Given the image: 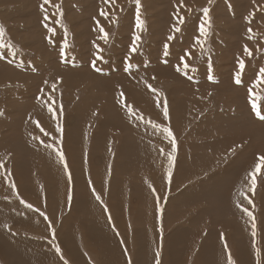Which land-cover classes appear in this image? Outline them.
Returning a JSON list of instances; mask_svg holds the SVG:
<instances>
[{
  "label": "rangeland",
  "instance_id": "1",
  "mask_svg": "<svg viewBox=\"0 0 264 264\" xmlns=\"http://www.w3.org/2000/svg\"><path fill=\"white\" fill-rule=\"evenodd\" d=\"M42 4L44 0H0V26L5 29L4 40L14 46L0 48V228L21 239L32 240L25 245L31 253L17 247L19 251H14L9 237L5 236L8 238L5 239L0 234V264H100L102 248L96 245L94 238L96 235L104 238V234L98 226L111 227L114 233L111 243L114 240L113 243L118 245L126 264H129V257L131 264L137 257L133 251L139 247L134 230L141 226L148 229L149 234L142 237V246L148 240L150 246L152 244L151 253L145 247L139 262L156 264V253L159 252L158 258L163 264L165 256L172 258L173 252L183 248L182 237L187 231L172 236L179 226L191 225L189 220L193 216L192 207H187L186 203L177 205L178 208L171 202L168 191L175 186L173 181L177 173L185 177L178 182L185 189H178L177 193L186 192L197 184L205 186L209 183L204 189L213 196L200 197L197 201L201 206L206 205L205 216L208 215L214 223L218 221L219 227H233L236 219H244L241 211L248 208L245 205L247 200L243 199V192L247 190L246 193L250 194L247 198L252 201L251 212L261 228L264 167L256 176L254 191L248 181H251L249 174L259 163L258 157L264 155V121L255 115L249 88L253 87L256 101L264 112V84L253 83L259 70L264 68V0H183L178 14L185 18V22L177 25L181 30L175 33L173 25L177 20L174 14L181 0H140L144 28L139 32L141 39L136 53L130 51L137 34L135 0H115V3L51 0L50 4L44 5L49 16L47 20ZM54 5H59V10ZM204 8L209 9L211 27L202 49L195 40L200 35L199 24L204 20ZM101 10L109 15H98ZM97 21L108 32L107 40L101 38ZM52 28L54 33L50 31ZM249 28L253 30L251 34ZM173 35L175 38L170 40ZM65 41L67 51L74 56V61L79 62L75 63L77 66L62 65ZM165 44L169 45L170 53H175L172 63L162 61ZM96 45L102 49L100 55L106 62L117 63L105 72L109 75L101 79L79 67L83 61L82 65L91 67L88 61L96 56ZM245 46L251 49V56L245 52ZM186 52L191 55L186 56ZM182 56L190 65L189 69H196L197 73L200 72L198 68L210 67L218 78L216 83L204 89L199 85L203 83L185 77ZM240 60L246 67L242 83L236 84L234 74L239 71ZM178 64L181 71L177 70ZM145 69L148 71L143 72ZM169 69L174 72L165 73ZM149 84L157 90L156 93L148 87ZM202 91L206 94L203 95ZM157 96H160L159 103ZM42 100L55 109L49 122L38 119L39 115L43 117V107L39 106ZM165 100L169 110L167 119L163 116ZM125 105L131 107L135 115H130ZM123 109L128 115L121 112ZM176 110L179 113H175ZM140 116H143L142 120ZM58 124L63 128L62 135L57 129ZM153 124L170 127L177 141L171 180L167 154L172 151V145L166 133ZM36 139L44 147H55H46L48 150L44 152L34 144ZM57 148L64 154L67 169L58 157ZM148 151L162 153L153 161L155 173H161L154 174L156 178L147 175L146 166L142 168L140 165L143 171L132 168V153L140 156L138 160H145ZM181 162H187V173L191 172V175L183 174ZM69 172L71 180L68 179ZM131 180H136L137 185L145 180V185L150 188L151 195L141 200V205L139 199L143 194L131 198L134 192ZM69 192L71 202L68 201ZM221 192L226 196L231 193L225 207L219 196ZM97 194L100 200L96 198ZM77 195L93 197L100 206V213H90L88 208L75 204ZM241 203H245L242 208ZM27 204L33 207L29 208ZM136 205L148 212L156 208L154 220L149 221L145 213L142 220L137 219L133 209ZM172 208L176 210H170ZM182 210L184 214L180 213ZM31 211L36 215L32 221L29 219ZM82 220L84 224H80ZM91 220H94L93 224L96 222L93 227ZM197 223L192 225L198 231ZM209 223L202 228L203 235L198 236L197 243H193L196 247L192 248L194 255L206 238ZM73 225L79 226V230L75 228L78 232H73ZM218 230L222 233L235 231L230 226ZM256 232L259 240L256 239V246L262 247L261 230ZM195 233L200 234L199 231ZM87 235L92 236V244ZM235 235L236 238L241 236L239 233ZM167 237H170L169 243ZM256 237H252L253 241ZM222 240L227 241V253L231 252L236 264H240L234 238L227 236ZM57 246L60 252H57ZM251 247L255 259L257 257L260 262L261 255L256 254L253 245ZM76 252L79 258L74 257ZM26 254H32L36 259H28ZM171 258H167L169 264H172ZM189 261H194V256ZM115 263L113 260L112 264Z\"/></svg>",
  "mask_w": 264,
  "mask_h": 264
},
{
  "label": "bare ground",
  "instance_id": "2",
  "mask_svg": "<svg viewBox=\"0 0 264 264\" xmlns=\"http://www.w3.org/2000/svg\"><path fill=\"white\" fill-rule=\"evenodd\" d=\"M98 15H101V12H99L98 13ZM174 18V17H173ZM174 20H175V18H174ZM168 21H169V19H168ZM192 31H194V29L192 30ZM250 35V34H249ZM251 36V35H250ZM196 41V40H195ZM96 42V41H95ZM56 44V43H55ZM61 45V43L59 42L58 43V45ZM194 44V43H193ZM196 46V45H195ZM95 48L97 49V45L95 46ZM101 53V52H100ZM99 53V54H100ZM168 55L167 56H164L163 54V58L165 59V60H170L169 62H171L172 63V61L171 60H175V59H173V54H175V53H170L169 51H168ZM67 56H68V60H67V62H65V60L62 58V62L64 63H62V65L63 66H77V65H75V63H79V62H77V61H74L73 59H74V56L71 54V52L68 50L67 51ZM62 57V56H61ZM82 59L84 60L85 58L84 57H82ZM164 59L162 60L163 62H164ZM93 60H96V68H98V69H100V71H97L95 68H93L92 67V61ZM84 62V61H83ZM83 62L81 63V66H79V67H81V68H83V70L85 71V72H87V73H89V74H92V76L94 75L96 78H102V76H105V75H109V74H106L105 72L106 71H108V70H110L111 68H113L114 67V65L115 64H117V63H114V62H112V61H109V62H106L105 61V59H97V51H96V56L94 57H92V58H90V61H88V65H90L91 67H88L87 65H82L83 64ZM176 62V61H175ZM182 65V64H181ZM56 66V65H55ZM162 66V65H161ZM155 67V66H154ZM44 68V67H43ZM144 68H147L146 66L144 67ZM171 69V68H170ZM170 69L169 70H165V73H171V72H174V71H171L170 72ZM198 70L200 71H198L199 73H197V71H196V69H188L187 70V75H185V71H184V76L185 77H187V78H189V79H191V80H195L196 79V81L198 82V83H203V84H199L200 85V87H202V88H204V89H206L207 87H210V86H212L213 84H215L216 83V80H218V78L217 77H215L214 76V73H213V71H212V69L210 68V67H203V68H198ZM145 71H148L147 69H145V70H143V72H145ZM181 71V70H180ZM194 71H196V73L194 72ZM176 72V71H175ZM161 75V74H160ZM213 76V78L214 79H212V80H209V76ZM205 80L207 81V83L205 84ZM97 81V80H96ZM210 81H212V82H210ZM213 83V84H212ZM203 89V90H204ZM206 91V90H205ZM208 91V90H207ZM202 93H203V91H202ZM206 93H203V95H205ZM42 105H39V106H42L43 108V112H42V114H43V117H41L42 115H39L40 117L38 118V119H42V120H46V121H51V120H49V119H51L53 116H54V114L51 112V111H49V105H47L46 103H45V100L43 101H41L40 102ZM36 106H37V104H36ZM30 109H32V107H30ZM40 108H38V110H39ZM27 110H28V108H27ZM41 110V109H40ZM32 111V110H31ZM30 111V112H31ZM179 111H181V109L179 110ZM123 114H125V115H128V112L126 111V110H122L121 111ZM32 113V112H31ZM175 113H179V112H177V110H176V112ZM38 114H40V113H38ZM262 114H264V112H262ZM32 115V114H31ZM131 115V114H130ZM129 115V116H130ZM255 115H256V113H255ZM26 116H27V114H26ZM28 116H30V115H28ZM33 116V115H32ZM34 117H35V115H34ZM130 117H132V116H130ZM37 118V117H36ZM132 119V118H131ZM259 120H260V118H259ZM264 121V120H263ZM133 123H134V121H132ZM136 122V121H135ZM105 123V122H104ZM255 124H257V123H255ZM239 128V127H238ZM261 129V128H260ZM32 131H33V129H32ZM34 132V131H33ZM68 132V131H67ZM69 133V132H68ZM33 134V133H32ZM234 134V133H233ZM232 134V135H233ZM3 135H5V134H3ZM31 136V135H30ZM31 137H35L34 135L33 136H31ZM27 138H30V137H27ZM22 139H26V138H22ZM28 140V139H27ZM68 140H69V138H68ZM97 140H99V139H97ZM23 141V140H22ZM28 141H30V140H28ZM205 142V141H204ZM264 142V141H263ZM206 143H207V141H206ZM206 143H204V144H206ZM28 144V143H27ZM31 144H33V142L31 143ZM34 144L37 146V147H40V150L41 149H43L44 150V152H45V150H48L46 147H44V146H42L40 143H39V140H37L36 139V142H34ZM32 146V145H31ZM28 148V147H27ZM160 148H158L157 150H159ZM259 149V148H258ZM7 150H9V149H7ZM132 151L131 152H133L134 151V149H131ZM260 150H262V149H260ZM123 151H124V149H123ZM20 153V152H19ZM146 153H148L147 154V156H145L146 157V159H145V157L143 158V159H145V160H138V159H140V156L139 157H137V155L135 156L134 155V153H132V155L131 156H134V157H132V160H134V162H132V168L136 171V168H138V169H140L139 167H140V165H143V167L142 168H144L145 166L148 168V174L147 175H150V176H153L154 174L155 175H159V174H161V173H155L156 171H155V168H154V160L155 159H157V158H159L161 155H162V153L159 151V152H150V151H148V152H146ZM247 153V152H246ZM249 153V152H248ZM240 154V153H239ZM242 154H243V152H242ZM241 154V155H242ZM130 155V154H129ZM251 155V154H250ZM135 157H137V159L135 158ZM237 157V156H236ZM244 157V156H243ZM252 156H250V158H251ZM256 157V156H255ZM257 158V157H256ZM254 159V158H253ZM251 160H252V158H251ZM183 161V160H182ZM186 161V160H185ZM245 161H246V159H245ZM251 163V162H250ZM187 162L186 163H184V162H181V164L180 165H182L181 167L184 169V171L183 172H185V173H183V174H186V175H191L192 173L190 172V169H189V172H190V174H188L187 172H188V168H187ZM231 166H232V164H230ZM254 165V164H253ZM233 166H234V164H233ZM227 168V167H226ZM230 169H231V167H230ZM229 169V170H230ZM140 170H142V169H140ZM143 171V170H142ZM192 171V170H191ZM231 171V170H230ZM229 171V172H230ZM179 172L180 173H182V171L179 169ZM222 172V171H221ZM226 172H228V171H226ZM136 173V172H135ZM140 173V172H139ZM144 174V173H143ZM163 174V173H162ZM223 174H224V172H223ZM135 175V174H134ZM215 175V174H214ZM231 175H233V174H231ZM175 176V179H174V181H173V183H175V186H171L170 188H169V191H168V193H169V195H171V202L172 203H175L176 204V206L177 205H180V204H184V203H186V206L187 207H192L191 208V210H193V216L190 218V222H189V224H191V225H182V226H179L177 229H176V233H174V235L172 236V237H176L179 233H184V232H186L184 235H183V237H182V245H183V248L181 249H178V250H176L175 252H173L172 253V258L170 257V256H165V261L163 260V264H169L168 263V260H167V258H171V262H172V264H207V262H209V261H211V262H209L208 264H228V259H227V256H228V253H227V251H228V249H227V247H225V240H222V239H225V237H229L230 239L231 238H234V248H235V250H236V253H237V257H238V261L240 262V264H254V263H256V264H264V212H263V214L260 216V218H261V228L259 227V223H257L256 222V231H258V230H261V233H262V235H260V239H261V241H262V239H263V246L262 247H257L256 245H257V242H256V239H257V241H259L258 240V237H256L255 239H254V241H253V239H252V237H253V235H252V231H253V229H252V220H251V218L247 215V213L246 212H244V211H241V214L243 215V217H244V219H236V217H235V222H234V226L232 227L231 225H221V227H219L218 225H217V223H218V221H216V223H214L212 220H210L209 218H208V215L207 216H205L206 214H204L205 213V210L207 209L206 208V205H204V206H201V205H199L198 204V202L199 201H197V199H200V197H202V198H204V199H206L207 197L209 198V197H211V196H213L210 192H208L206 189H204V187L206 186V185H209V183L208 184H206L205 186H202V184H197V185H194L193 186V188H189V189H187L186 190V192H183L184 190H182L180 193H177L176 192V190H178V189H185V188H183L181 185H178V182H179V180L180 179H182V178H185V177H183V176H181V175H179L178 173L176 174V175H174ZM213 176V175H212ZM154 177V176H153ZM208 177V176H207ZM154 178H156V177H154ZM189 178V177H188ZM214 178V176L212 177V179ZM215 178H217V176L215 177ZM131 179H134V178H131ZM135 179H137V178H135ZM212 179H210V180H212ZM225 179V178H224ZM239 179V178H238ZM241 177H240V181H241ZM138 180V179H137ZM136 180H134V181H130L131 183H133L132 185H133V187H134V192L132 193V196H131V198L132 199H136V198H138V196L140 195V194H143V197L141 198V199H139V204L141 205V203H140V201L141 200H143L144 198H146V197H149L150 195H151V193H150V188H148L146 185H145V180H142L141 181V185L139 184V185H137L136 184V182H135ZM243 182V181H242ZM251 183V181H248V183ZM138 183H139V180H138ZM180 183V182H179ZM200 183V182H199ZM249 185V184H248ZM22 186V185H21ZM244 186H246L245 184H244ZM24 188V187H23ZM148 188V189H147ZM239 188V187H238ZM237 188V189H238ZM245 188V187H244ZM160 189V188H159ZM161 190V189H160ZM24 191V190H23ZM247 191V190H246ZM246 191L245 192H243L245 195H244V197H243V199L244 200H247L246 201V204L245 203H241L240 204V207L242 208V206L245 204L246 205V207H248V210L249 211H252L251 210V205H250V203H249V200H248V198H247V196H249L250 194L248 193H246ZM224 193H226V192H224ZM240 194H242L241 192H240ZM157 196V195H156ZM166 196H167V194H166ZM219 196L222 198V200H223V207H225V206H227V204H224V203H226V202H228L227 201V199L228 198H230V196H231V193L228 195V196H226V194H223L222 192L221 193H219ZM242 196H243V194H242ZM31 197V196H30ZM155 197V196H154ZM226 197V199L224 200V198ZM234 197V196H233ZM233 197H232V199H233ZM162 198V197H161ZM164 198V197H163ZM238 203H239V201H238ZM261 203H262V205H263V207H264V194L262 195V198H261ZM14 205H16V206H19L17 203H13ZM75 204H77V205H80V206H84L85 208H88L89 210H90V213H92V212H95L96 211V213L98 212V213H100V206L98 205V203L93 199V197H91V196H89V195H86L85 197H82V196H79V195H77L76 196V202H75ZM10 205V204H9ZM139 205H136L133 209H135V211H136V216H138L137 217V219H141L142 220V218L144 217L143 216V213H145L144 215L145 216H147L148 218L147 219H149V221L150 220H154V215H155V210H156V208H155V210H153V212L152 211H150V212H148V211H146V210H144V211H142L143 209H141V208H143V207H138ZM143 206V205H142ZM153 206L155 207V203H153ZM75 207H77V206H75ZM174 207H175V205H174ZM178 207V206H177ZM244 207V206H243ZM74 208V207H73ZM78 208V207H77ZM179 208V207H178ZM169 209V208H168ZM14 210V209H13ZM79 210V209H78ZM85 210V209H84ZM88 210V211H89ZM170 210H176L175 208H172V209H170ZM177 210H179V209H177ZM242 210H243V208H242ZM174 211H171V212H174ZM7 213H8V211H6ZM85 212H86V210H85ZM168 212V211H167ZM1 213V212H0ZM12 213V212H11ZM14 213V212H13ZM162 213V212H161ZM169 213V212H168ZM180 213H182V214H184V211L182 210V211H180ZM29 214V213H28ZM179 214V213H178ZM9 215V214H8ZM16 216H17V214H15ZM14 215V216H15ZM167 215V214H166ZM171 215V214H170ZM0 216H2L1 214H0ZM19 216V215H18ZM22 216H24V215H22ZM35 213L33 212V211H31L30 212V215H29V219L31 218V221H32V219L33 218H35ZM176 216H177V214H176ZM227 216V215H226ZM6 217V216H5ZM10 217V216H9ZM12 217H13V215H12ZM156 217V216H155ZM22 218H24V217H22ZM90 218V217H89ZM88 218V219H89ZM204 218V219H203ZM206 218V219H205ZM14 219V218H13ZM96 219V218H95ZM179 219V218H178ZM177 219V220H178ZM11 220V219H10ZM16 220H18L17 218H16ZM20 220V219H19ZM167 220H169V219H167ZM173 220V219H172ZM172 220H171V222H172ZM233 220H234V218H233ZM21 221V220H20ZM29 221V220H28ZM89 221V220H88ZM94 221V220H93ZM93 221L91 220V227H93L94 225H95V223L93 224ZM180 221V220H179ZM209 221H210V223H209ZM23 222V221H22ZM90 222V221H89ZM176 222V221H175ZM195 222H198L197 224H198V231L200 232V234H198V235H196V233L195 232H198L194 227H193V225L192 224H194ZM17 223H20V222H18L17 221ZM26 223V222H25ZM25 223H23V224H25ZM99 223V222H98ZM141 223V222H140ZM169 223H170V221H169ZM207 223H209V225H210V229L208 230V228H207V231H206V238L203 240V243H202V246L200 247V249L198 250V253H196L195 255H194V253H192V248H195L196 249V247H194V245L197 243L196 242V240L199 238L198 236L199 235H203L202 234V228H204L205 229V226H207ZM213 223L215 224V226L213 225ZM80 224H84L83 223V220L80 222ZM154 224V223H153ZM167 224V223H166ZM172 224H173V222H172ZM98 225H96V227H97ZM141 226V225H140ZM225 226H230L231 228H234V230L235 231H233L232 230V233H225V232H220V230H218L219 228H223L224 229V227ZM79 226H77V225H73V228L75 229H78L79 230V228H78ZM143 227H145L144 225H143ZM84 228H86V227H84ZM90 228V227H89ZM98 228L99 229H102L103 231H102V233L104 234V238H102L101 237V235H96V238H94V241H96L98 244H96V245H100V247L102 248V251H101V254H102V258H101V261H100V264H112V262H113V260H115L116 261V263L115 264H126L127 262H126V260L123 258V256H122V252H121V250L120 249H117L118 248V245L117 244H114L113 243V241H112V243H111V236H113L114 235V233L112 232V230H111V227H107L106 228V226H98ZM163 228V227H162ZM3 228H0V234L1 235H3V237H5V236H8L9 237V239H10V247L12 248V247H14L15 249H14V251H19V250H17L16 249V247L18 248V249H21V250H23L24 252H29L30 253V251L27 249V247L25 246V245H28V244H30L31 242L30 241H28V240H26V239H24L23 237H22V239H21V237L20 236H18V235H16V234H13L12 232H9V231H6V230H2ZM73 230V232H78L77 230ZM171 229V228H170ZM82 230V229H81ZM87 230H88V228H87ZM93 231H96V230H94V229H92ZM218 230V231H217ZM135 236H136V238L138 239V243H137V246H139V247H136V250L134 249L133 251H135L136 253H137V257H136V259H135V262H134V264H141L140 262H139V258H140V255H141V253L142 252H144V250H145V247H147L148 249H150V253H151V246H152V244H151V246H150V243L148 242V240L145 242V245H143L142 246V244H143V241H142V237H145V233L148 235L149 234V232H148V229H145V228H142V226L141 227H139V228H136L135 230ZM155 232V231H154ZM153 232V234L152 235H155V233ZM174 232V231H173ZM220 232V233H219ZM234 232V233H233ZM235 232H237V233H239V235H241L239 238H236V236L237 235H235V234H237V233H235ZM88 233V232H87ZM161 233H163V232H161ZM195 233V234H194ZM164 234H165V232H164ZM172 234V233H171ZM221 234H223V238H222V236H221ZM244 235V236H243ZM150 236V235H149ZM164 236V235H163ZM92 237V236H91ZM91 237H89V235H87L86 236V238H87V240L90 242V244H92L93 242H92V240H91ZM246 237V238H245ZM5 239H8V238H6L5 237ZM226 239H228V238H226ZM237 241H236V240ZM169 240H170V237H167V242L169 243ZM199 241V240H198ZM8 242H9V240H8ZM196 242V243H195ZM193 243H195L194 245H193ZM247 243V244H246ZM2 244V246H3V243H1ZM259 244V243H258ZM254 246L255 247V252H256V254H257V250H259V254L261 255V260H260V262L258 261V259H257V257H256V259H255V253L253 252V250H252V247L251 246ZM10 248V249H11ZM118 250V251H117ZM230 251V250H229ZM115 252V255H116V253H117V256H115V257H113L112 256V253H114ZM235 252V251H234ZM167 253V252H166ZM143 254V253H142ZM27 255V257H28V259H31V256H30V254H26ZM194 256V261H189V260H191L192 259V257ZM236 256V255H235ZM74 257L75 258H79L80 257V255H79V253L78 252H76V254L74 255ZM141 259V258H140ZM143 259H145V258H143ZM254 259L256 260V262H254ZM189 261V262H188ZM84 263V262H83ZM237 263V262H236Z\"/></svg>",
  "mask_w": 264,
  "mask_h": 264
},
{
  "label": "snow or ice",
  "instance_id": "3",
  "mask_svg": "<svg viewBox=\"0 0 264 264\" xmlns=\"http://www.w3.org/2000/svg\"><path fill=\"white\" fill-rule=\"evenodd\" d=\"M106 2L107 3H115V0H106ZM50 3H51V0H44V4L41 5V9L45 11V20L49 19V16L47 14V10L44 8V5L50 4ZM135 4L137 5V10H136V29H137V34L135 35L134 42L131 45V49H130L131 53H136L137 52L138 43H139V41L141 39V37L139 35V32L142 31L143 28H144V21L141 18V14H140V0H135ZM54 7H56L59 10V5H54ZM180 7H183V0H181V4L178 6L177 13L174 14L176 16V20H177V24L173 25V32L174 33L175 32H179L181 30L180 27H178L177 25H183L184 22H185V18L182 15L178 14ZM202 12H203L204 20L201 21V23L199 24V33H200V35L196 38V43L199 44L201 46V48L203 49V45H204V43L206 42V39H207L208 31H209V29L211 27V19L209 17V9L208 8L202 9ZM59 14H60L61 20H62V18H63L62 10L59 11ZM101 15L107 17L109 15V13L101 10ZM57 22L59 23L60 21H57ZM97 24L99 26V21H97ZM50 31L54 33L55 29L52 28V29H50ZM99 31L102 33L101 38L104 39V40H107L109 34L103 28V26H99ZM252 31L253 30L251 28L248 29V32L250 34L252 33ZM4 35H5V29L3 28V26H0V48L14 47V46H11V45H9V44H7L5 42ZM174 38H175L174 35L169 37L170 40L174 39ZM250 38H252V37L250 36ZM49 40L51 41V37H49ZM67 47H68L67 41H65V49L61 53L62 58L65 60V62H67V60H68ZM97 49H98L97 59H103V56H101L99 54L102 51V49L99 48V45H97ZM168 49H169V45L165 44L164 53H163L164 56H167L169 54L168 53ZM245 52L249 56L252 55L251 49H249L247 46H245ZM0 55H2V53H0ZM15 55H16V52L13 51V56H15ZM185 55L186 56H190L191 53L190 52H186ZM180 60H181V64L183 66V69L185 70V75H187V70L189 69L190 65L185 60L184 56L180 57ZM164 62L166 63L167 61L165 60ZM92 67L95 68L97 71H100V69L96 68V60L92 61ZM130 67H131V63L129 64V68ZM238 67H239V71H237L234 74V82L236 84H241L242 83L241 77L243 75V70L246 67L245 62L243 60H240L239 64H238ZM180 68H181V65L178 64L177 65V70H180ZM208 78H209V80L214 79L213 76H211V75ZM153 79H154V77H153ZM253 83H254V85H262V84H264V68H261L259 70V72L257 73V78H256V80ZM148 87L153 91V93H156L157 90L152 88V86L150 84L148 85ZM249 95L253 98V100H252V108H253V110L255 111L256 115L258 117H260V119L264 120V114H262L261 106L256 101V93L253 90V87L249 88ZM121 96H123V93H121ZM157 101L159 103L160 96H157ZM125 106L127 107V110H128V112L130 114L135 115V112H134V110L131 107H128L127 105H125ZM49 111L53 112V114L55 115V109L52 108L51 106L49 107ZM0 114H2V113H0ZM163 116L166 119L169 118V110H168V107H167L166 100L164 101ZM139 119L142 120L143 116H140ZM148 123H153V122L152 121H148ZM153 126L155 128H157V129H159L160 131H162L163 133H166V138L170 141V143L172 145V151L167 154L168 155V159H169L168 177H169V180H171L172 169H173V167L175 165V161H176V151H177L176 145H177V141H176L175 135H174V133H173V131H172V129L170 127H164L163 125H159V124H153ZM57 129L62 135V133H63L62 126H60L58 124L57 125ZM41 143H43V141H41ZM46 147H55V146L54 145H46ZM56 151H57V154H58V157H59L60 161L64 162V167H65V169H67L68 165L66 163V160H65V157H64V154H63L62 150L57 148ZM161 151L163 152V149H161ZM258 160H259V163L256 164L255 169L249 174L250 178H251V186H252L253 191L255 190V187L257 185L256 176L260 172L261 168L264 167V155L259 156ZM0 164H2V162H0ZM68 179L71 180V172H69V174H68ZM13 187H15L14 184H13ZM93 191L95 192L94 188H93ZM96 198L98 200H100V196L98 194H97ZM71 199H72V194H71V192H69L68 201L71 202ZM101 203H103L102 200H101ZM249 203L251 204L252 201L249 200ZM27 206L29 208L33 207V205H31V204H27ZM36 211H39V209H36ZM243 211L246 212L247 215L252 220V229H253L252 235H253V237H255L257 235V232H256V227L257 226H256V222H255V217L253 216L252 212L248 210V208H244ZM109 219H111L110 216H109ZM49 224H51L50 220H49ZM161 231H162V229H161ZM52 232H53V235H55V229L54 228L52 229ZM221 236L223 238V234H221ZM121 242H123V241H121ZM225 247H227V241L226 240H225ZM56 250H57V252H60V248L58 246H57ZM125 251H126V249H125ZM159 255H160V253L157 252L156 253V256H157L156 264H160V260L158 258ZM257 255L259 256V250H257ZM227 259H228V264H236V261L232 258L231 252L228 253ZM65 264H67V262H65ZM129 264H131V258L130 257H129Z\"/></svg>",
  "mask_w": 264,
  "mask_h": 264
},
{
  "label": "crops",
  "instance_id": "4",
  "mask_svg": "<svg viewBox=\"0 0 264 264\" xmlns=\"http://www.w3.org/2000/svg\"><path fill=\"white\" fill-rule=\"evenodd\" d=\"M24 239L28 240L26 237H24ZM29 241V240H28ZM30 242H32V240H30ZM31 253V252H30ZM31 259L34 258V260L36 259L32 254H30Z\"/></svg>",
  "mask_w": 264,
  "mask_h": 264
}]
</instances>
